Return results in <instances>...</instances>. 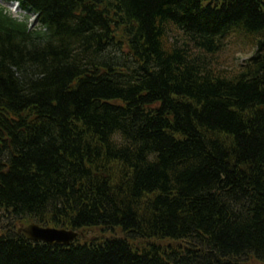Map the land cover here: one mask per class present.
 <instances>
[{
    "label": "trees",
    "instance_id": "1",
    "mask_svg": "<svg viewBox=\"0 0 264 264\" xmlns=\"http://www.w3.org/2000/svg\"><path fill=\"white\" fill-rule=\"evenodd\" d=\"M28 2L43 31L0 9V264H264V0Z\"/></svg>",
    "mask_w": 264,
    "mask_h": 264
},
{
    "label": "rangeland",
    "instance_id": "2",
    "mask_svg": "<svg viewBox=\"0 0 264 264\" xmlns=\"http://www.w3.org/2000/svg\"><path fill=\"white\" fill-rule=\"evenodd\" d=\"M3 2V1H0ZM15 14V16H17ZM251 50L248 51L247 48L240 46L234 37H231L224 46V49L217 56L218 66L222 69L230 70L231 67H237L239 64L243 63L251 54ZM6 221H1L0 218V230L2 226L5 225ZM117 233V232H116ZM99 233L97 230L85 232V238L90 239L97 236Z\"/></svg>",
    "mask_w": 264,
    "mask_h": 264
},
{
    "label": "water",
    "instance_id": "3",
    "mask_svg": "<svg viewBox=\"0 0 264 264\" xmlns=\"http://www.w3.org/2000/svg\"><path fill=\"white\" fill-rule=\"evenodd\" d=\"M27 240L32 242H43L48 245L68 246L77 235L64 230H55L49 228H41L36 224H32L25 229L18 230Z\"/></svg>",
    "mask_w": 264,
    "mask_h": 264
}]
</instances>
